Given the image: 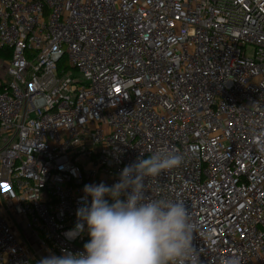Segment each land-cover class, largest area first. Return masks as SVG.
I'll return each mask as SVG.
<instances>
[{"label": "built area", "instance_id": "2783aa9c", "mask_svg": "<svg viewBox=\"0 0 264 264\" xmlns=\"http://www.w3.org/2000/svg\"><path fill=\"white\" fill-rule=\"evenodd\" d=\"M0 51V264L84 251V186L161 149L201 259L264 264V0H0Z\"/></svg>", "mask_w": 264, "mask_h": 264}, {"label": "clouds", "instance_id": "9594fccd", "mask_svg": "<svg viewBox=\"0 0 264 264\" xmlns=\"http://www.w3.org/2000/svg\"><path fill=\"white\" fill-rule=\"evenodd\" d=\"M255 147L264 154V135L255 141ZM182 162L178 152L161 149L126 165L119 182L112 186L86 184L75 228L64 233L66 238L75 239L86 223L90 239L83 245L84 251L62 249V256L42 258L39 264H206L193 244L198 226L185 202L146 195L147 178ZM105 197H110L111 203ZM217 264H240V259L233 254L218 258Z\"/></svg>", "mask_w": 264, "mask_h": 264}, {"label": "rangeland", "instance_id": "374dc122", "mask_svg": "<svg viewBox=\"0 0 264 264\" xmlns=\"http://www.w3.org/2000/svg\"><path fill=\"white\" fill-rule=\"evenodd\" d=\"M252 53L251 50H248L247 51V56H250ZM21 234L25 237V238H29V233L26 231L25 227L24 226H20L19 228ZM29 244L31 246V250L33 252H39L40 248L38 247V245L36 243H34V241L32 239L29 240ZM41 259L43 258L42 256H40Z\"/></svg>", "mask_w": 264, "mask_h": 264}, {"label": "trees", "instance_id": "16d2710c", "mask_svg": "<svg viewBox=\"0 0 264 264\" xmlns=\"http://www.w3.org/2000/svg\"><path fill=\"white\" fill-rule=\"evenodd\" d=\"M9 55H10V53H8V51H0V56L5 57V56H9Z\"/></svg>", "mask_w": 264, "mask_h": 264}]
</instances>
